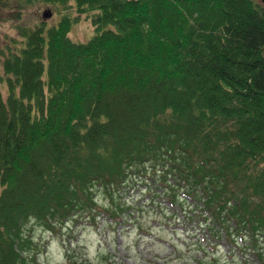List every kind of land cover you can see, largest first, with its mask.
I'll use <instances>...</instances> for the list:
<instances>
[{
    "label": "trees",
    "instance_id": "16d2710c",
    "mask_svg": "<svg viewBox=\"0 0 264 264\" xmlns=\"http://www.w3.org/2000/svg\"><path fill=\"white\" fill-rule=\"evenodd\" d=\"M72 1L89 39L64 15L2 62L0 264H25L28 222L56 232L94 215L95 184L136 183L263 261L264 0Z\"/></svg>",
    "mask_w": 264,
    "mask_h": 264
},
{
    "label": "rangeland",
    "instance_id": "374dc122",
    "mask_svg": "<svg viewBox=\"0 0 264 264\" xmlns=\"http://www.w3.org/2000/svg\"><path fill=\"white\" fill-rule=\"evenodd\" d=\"M45 11L50 16H44ZM64 15L73 18L68 31L72 40L86 41L94 33L89 17L78 13L72 0H0V92L4 99L8 90L1 77L2 62L9 44L18 45L23 29L40 22L51 26ZM93 192L96 205L90 218L69 220L56 232L34 221L25 225L32 238L31 247L23 253L25 264H264V252L263 261L257 260L224 233L212 238L203 216L189 205L190 198L178 197L181 189L159 194L136 183L123 193L115 186L95 184Z\"/></svg>",
    "mask_w": 264,
    "mask_h": 264
},
{
    "label": "water",
    "instance_id": "95a60500",
    "mask_svg": "<svg viewBox=\"0 0 264 264\" xmlns=\"http://www.w3.org/2000/svg\"><path fill=\"white\" fill-rule=\"evenodd\" d=\"M43 14H44V16L47 17V16H50L51 12L50 11H45Z\"/></svg>",
    "mask_w": 264,
    "mask_h": 264
}]
</instances>
